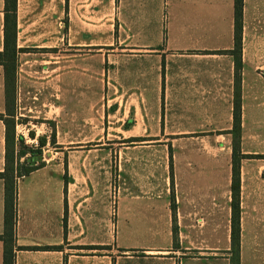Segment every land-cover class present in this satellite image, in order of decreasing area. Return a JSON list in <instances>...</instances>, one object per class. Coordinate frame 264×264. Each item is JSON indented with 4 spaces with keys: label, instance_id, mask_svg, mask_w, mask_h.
<instances>
[{
    "label": "crops",
    "instance_id": "1",
    "mask_svg": "<svg viewBox=\"0 0 264 264\" xmlns=\"http://www.w3.org/2000/svg\"><path fill=\"white\" fill-rule=\"evenodd\" d=\"M242 23L240 146L264 155L245 144L264 137V0H243ZM16 27L26 50L17 53L15 139L46 140L41 165L16 179L15 245L61 248H16L14 264H229L233 0H17ZM103 71L106 81L91 78ZM103 103L132 115L127 135L181 142L128 146L143 155L126 157L123 182L102 146L44 149L48 122L65 120L72 105ZM198 137L209 144L182 141ZM259 159L240 161V264H264ZM3 190L0 178V234ZM2 250L0 240V264Z\"/></svg>",
    "mask_w": 264,
    "mask_h": 264
},
{
    "label": "trees",
    "instance_id": "2",
    "mask_svg": "<svg viewBox=\"0 0 264 264\" xmlns=\"http://www.w3.org/2000/svg\"><path fill=\"white\" fill-rule=\"evenodd\" d=\"M16 7L17 0H4L3 6V48L0 50V65L3 67L4 89L6 100V115L0 114L5 124V167L0 172L3 179V231L0 240L3 242L2 264H14V250L19 249H59L61 246H16L15 245V216H16V179L35 170L41 165V146L45 139L38 137L39 146L31 148L25 146L24 138L15 139V95L17 53L26 49L16 46ZM242 10L243 0H233V48L228 50L234 59V98L233 116L230 133L231 146V218H230V249L229 264H240V161L244 158H264L262 154H244L241 152V51H242ZM133 123L132 115L126 123V128ZM31 135V133H30ZM19 147V148H17ZM29 154L20 163V157ZM38 162V164H36ZM176 237L175 230L172 231ZM86 248H88L86 246ZM105 248V247H102Z\"/></svg>",
    "mask_w": 264,
    "mask_h": 264
},
{
    "label": "rangeland",
    "instance_id": "3",
    "mask_svg": "<svg viewBox=\"0 0 264 264\" xmlns=\"http://www.w3.org/2000/svg\"><path fill=\"white\" fill-rule=\"evenodd\" d=\"M88 65L93 66L94 61L88 62ZM104 71H110V63H103ZM102 74H90L91 78L99 81V78L106 81V72ZM96 76V77H95ZM94 80V79H93ZM94 81L90 82L93 84ZM94 85V84H93ZM129 115L123 110V106L117 105H85V106H71L69 113L65 114V120L59 119L58 121L48 122L47 127L51 130L48 138V144L44 149L49 151H58L60 147H73L77 145L85 146H102L104 157H112V168L116 170L115 178L123 182L125 179L126 171V157L129 155L141 156L140 153H129L128 146L132 145H160V144H176L181 142V139L175 140L174 137H132L125 132L126 123ZM261 131L259 130V133ZM31 132L24 138L25 146L37 148L39 146L38 136L36 142L31 143L29 136ZM29 135V136H28ZM45 139V138H44ZM46 140V139H45ZM262 140V141H261ZM184 144H209V139L206 137L198 138H184ZM245 144L250 148L261 149L264 148V137H258V140L246 138ZM19 148V147H17ZM107 151V152H106ZM110 151V153H108ZM42 154V151H41ZM26 155H29L28 153ZM160 152H151L150 156H162ZM119 158L115 160V157ZM24 157V156H23ZM258 162H262L259 158H251ZM115 160V162H114ZM119 170L117 171V169ZM175 248V244L173 245ZM189 252L186 257L201 258L197 254L198 250H182ZM203 251V250H202ZM196 260V259H194ZM124 262L120 259V263ZM167 264L166 261L164 260ZM155 264V263H152ZM199 264H209L207 261H201Z\"/></svg>",
    "mask_w": 264,
    "mask_h": 264
}]
</instances>
